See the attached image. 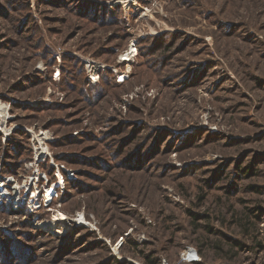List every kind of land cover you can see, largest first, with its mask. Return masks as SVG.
I'll use <instances>...</instances> for the list:
<instances>
[{"label": "rangeland", "instance_id": "obj_1", "mask_svg": "<svg viewBox=\"0 0 264 264\" xmlns=\"http://www.w3.org/2000/svg\"><path fill=\"white\" fill-rule=\"evenodd\" d=\"M0 264H264V0H0Z\"/></svg>", "mask_w": 264, "mask_h": 264}, {"label": "bare ground", "instance_id": "obj_2", "mask_svg": "<svg viewBox=\"0 0 264 264\" xmlns=\"http://www.w3.org/2000/svg\"><path fill=\"white\" fill-rule=\"evenodd\" d=\"M55 221H59L60 223H65L67 221V219H66L65 215H61V216H58ZM55 221H53L52 224L51 223L50 224H44L42 226L46 227V226H49V225H53Z\"/></svg>", "mask_w": 264, "mask_h": 264}]
</instances>
